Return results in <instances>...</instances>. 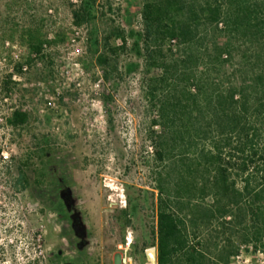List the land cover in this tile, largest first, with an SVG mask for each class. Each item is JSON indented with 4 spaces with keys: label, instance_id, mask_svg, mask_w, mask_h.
<instances>
[{
    "label": "rangeland",
    "instance_id": "1",
    "mask_svg": "<svg viewBox=\"0 0 264 264\" xmlns=\"http://www.w3.org/2000/svg\"><path fill=\"white\" fill-rule=\"evenodd\" d=\"M143 5L0 0V264H121L119 246L129 236L143 264L145 248L156 244L160 201L179 184L173 163L179 169L184 152L210 147L190 132L188 151L171 139L167 161L156 158L162 128L148 85L163 72L146 55ZM82 7L88 15L77 24L73 14ZM225 39L216 38L220 47ZM180 55L167 41L160 64ZM192 61L200 64L202 55ZM239 63L235 52L220 74L231 78ZM17 113L27 114L19 124ZM206 231L211 255L217 243L235 244L232 263L264 264V242L245 244L244 230L215 223Z\"/></svg>",
    "mask_w": 264,
    "mask_h": 264
},
{
    "label": "trees",
    "instance_id": "2",
    "mask_svg": "<svg viewBox=\"0 0 264 264\" xmlns=\"http://www.w3.org/2000/svg\"><path fill=\"white\" fill-rule=\"evenodd\" d=\"M143 1L146 55L163 72L148 85L159 101L155 124L162 128L156 158L167 161L171 139L188 151L190 132L198 141L210 140L206 150L184 152L179 169L173 163L180 180L160 201L158 264H234L238 245L217 243L211 255L203 243L215 223L244 230L245 244L264 242V0ZM86 15L83 7L73 14L77 24ZM219 34L226 38L222 47ZM167 41L185 54L172 65L160 64ZM235 52L239 69L227 79L220 71ZM195 53L202 55L200 64L192 61ZM26 117L17 113L12 121ZM186 160L192 163L184 169ZM158 181L161 186L163 175ZM65 200L71 204L67 194Z\"/></svg>",
    "mask_w": 264,
    "mask_h": 264
},
{
    "label": "built area",
    "instance_id": "3",
    "mask_svg": "<svg viewBox=\"0 0 264 264\" xmlns=\"http://www.w3.org/2000/svg\"><path fill=\"white\" fill-rule=\"evenodd\" d=\"M23 70L26 71L27 67H23ZM46 106L48 108H52L53 102L49 100ZM1 158H2V161L5 162L9 160L10 155L7 151H3L1 153ZM132 246H133V240L130 236L126 238L125 243L119 246L120 250L122 251L121 264H137V262L135 261L132 255ZM143 254H144L143 264H158L157 244L146 247Z\"/></svg>",
    "mask_w": 264,
    "mask_h": 264
},
{
    "label": "water",
    "instance_id": "4",
    "mask_svg": "<svg viewBox=\"0 0 264 264\" xmlns=\"http://www.w3.org/2000/svg\"><path fill=\"white\" fill-rule=\"evenodd\" d=\"M63 197L66 198V194H64ZM73 226H74V229H75V231L79 237L85 236L84 228H83L78 217H75V222H74Z\"/></svg>",
    "mask_w": 264,
    "mask_h": 264
},
{
    "label": "flooded vegetation",
    "instance_id": "5",
    "mask_svg": "<svg viewBox=\"0 0 264 264\" xmlns=\"http://www.w3.org/2000/svg\"><path fill=\"white\" fill-rule=\"evenodd\" d=\"M71 206V204H69Z\"/></svg>",
    "mask_w": 264,
    "mask_h": 264
}]
</instances>
